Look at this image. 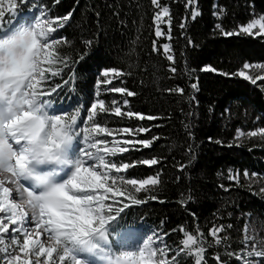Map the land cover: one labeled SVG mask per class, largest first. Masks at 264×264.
Masks as SVG:
<instances>
[{
    "label": "trees",
    "instance_id": "1",
    "mask_svg": "<svg viewBox=\"0 0 264 264\" xmlns=\"http://www.w3.org/2000/svg\"><path fill=\"white\" fill-rule=\"evenodd\" d=\"M160 3L168 6L171 14V38L167 40L155 35L157 8L151 0H35L27 4L43 6L53 18L71 13L55 33L67 40L58 51L68 57L69 64L60 77L49 74L50 83L54 86L68 79L69 84L61 87L57 94L61 97L54 102L71 108L79 105L86 117L98 74L114 67L125 75L108 88L125 87L136 95L104 91L100 97L106 105L110 107L112 100L118 102L124 96L129 102L122 107L124 111L159 117L140 121L99 114L96 118L112 129L150 128L138 139L160 137L150 149L136 145L116 159L118 163L150 157L161 161L152 167L137 165L127 170L126 178L159 173L160 183L150 192L137 194L147 202L125 209L119 222L125 228L139 221L153 227L171 249L168 259L181 247L179 229L196 234L199 228L205 241L202 264H240L237 255L250 251L253 243L250 240L245 246V225L247 235L255 236L258 249L264 248V243H259L264 241V136L247 135L264 128V81L253 85L221 73H235L244 62L264 63V37H225L216 25L232 31L264 15V0H196L194 7L200 15L194 20L186 0ZM217 12L222 14L218 17ZM164 24L167 34L169 27ZM153 41L157 51H153ZM167 41L174 63L167 60L162 48ZM173 67L175 73L170 71ZM205 67L216 71H203ZM197 81L194 90L191 84ZM44 86L47 88V82ZM176 86L184 89L183 95L166 91ZM238 131L245 135L238 138ZM229 175L238 179L230 180ZM152 195L157 199L148 198ZM221 225L224 231L217 244L208 233ZM176 260L177 264H195L194 257L183 253Z\"/></svg>",
    "mask_w": 264,
    "mask_h": 264
},
{
    "label": "snow or ice",
    "instance_id": "2",
    "mask_svg": "<svg viewBox=\"0 0 264 264\" xmlns=\"http://www.w3.org/2000/svg\"><path fill=\"white\" fill-rule=\"evenodd\" d=\"M21 2L25 3L28 0H21ZM3 3L4 0H0V5H3ZM8 3L9 11L17 6L16 0H8ZM151 3L158 9L153 17L156 37L167 35V38L170 39L171 14L169 7L161 5L160 0H151ZM195 4L196 0H186V8L192 7L191 18L193 20L200 15L198 9L194 7ZM37 11L38 14L34 23L37 28L41 29V32L38 37L33 32L35 47L32 49V55L29 58V67L24 76L23 87L25 95L31 93L33 96H38L39 102L46 107L54 103L52 98L58 94L61 87L69 84V80L64 79L62 84L58 83L53 86L50 83L49 74L52 78L60 77L64 68L68 67V57L63 56L58 51L61 46L67 44V40L64 37H56L55 33L64 27L71 18V13L53 18L43 9H37ZM221 14V12L215 13L218 17ZM4 16L5 12L0 7V19ZM164 23L169 27L167 34L160 27ZM184 26V23H182L181 27ZM216 27L225 37L240 34L264 37V15L252 18L249 22L239 25L237 29L232 31L224 30L220 24H217ZM3 30L5 28L0 25V31ZM85 43L90 46L92 42L86 41ZM189 44H192L191 40H189ZM162 48L167 60L174 63L173 56L169 54L170 45L165 43ZM153 51H157L155 41H153ZM86 55L87 53L81 55L79 60H83ZM58 64L62 67H56ZM202 70L216 71L211 67H205ZM170 71L175 73L176 69L173 67L170 68ZM256 72L259 74H255ZM98 75L102 77V79L97 80L99 86L100 84L111 85L115 78H119L125 73L113 67L103 69ZM221 75L240 77L256 85L258 81H264V63L244 62L242 67L235 73H221ZM46 82L47 88L44 86ZM191 88L198 89V81L193 82ZM108 91L127 97L136 95V93L125 87H111ZM166 91L179 95L184 94V89L179 86ZM96 96L97 98L91 102L90 107L85 110L87 118L82 121V127H78L82 111L79 105L74 106V110L55 116L73 114V133L76 137L82 138L83 148L75 164L78 169L87 171V177L83 185L79 189L73 190L70 196L81 201L84 204V210L91 213L93 228H103L107 233V226L118 220L125 209L131 205H141L147 202L146 199L138 198L137 194L142 191L150 192L152 188L160 183L159 173L141 179L126 178L122 173H126L127 170L137 165L152 167L161 162L159 158L150 157L132 163H117L110 157L128 152L130 146L135 148L136 145H139L143 149H150L160 137L153 136L148 139H138L139 135L150 132V128L121 127L112 129L102 126L96 118L99 114L115 115L116 117H126L128 119L135 118L140 121L156 120L159 117L144 115L131 110L124 111L116 100H112L109 107L106 105L105 100L99 98V93ZM128 103L127 99L123 100L125 107L128 106ZM102 134L112 137L111 142L107 139H98ZM118 135L131 138L117 139ZM243 135H245L243 132L238 131V138ZM247 135L251 137L264 136V128L251 131ZM109 143H111V146H109ZM9 145L19 147L14 141H9ZM183 167L184 165H180V170H183ZM0 169L5 170L10 177L9 179H0V264H84V261L74 254V249H69L66 244L63 248L61 247L64 238L70 231L67 220L60 222L53 220V217L37 202L39 197L32 186L19 178L15 164L0 159ZM244 176L247 178L248 173L244 172ZM12 177L15 179H12ZM229 179L237 180L238 178L229 175ZM261 192H264V188L261 189ZM148 198L157 199L155 195ZM74 215L75 210L69 206L67 217L71 218ZM179 231L183 234V239L180 242L181 247L171 259H168L171 249L163 244V237L158 233H153L148 235L142 243L150 248V253L145 254L139 246L135 250V252H139V255H131L133 251H129L130 254L124 258L125 264H177L176 257L181 253L194 257L195 264H202L205 251L203 247L205 243L204 233L199 228L196 229V234L183 227ZM223 231V225L213 226L208 235L213 238L215 243L219 244L221 242L219 233ZM250 240L253 242L251 250L245 251L243 256L237 255V258L241 259L242 264H259V259L253 260L251 258H264V248L258 249L255 236L250 237L247 235V225H245L244 243L246 247ZM259 243H264V241ZM157 244L161 246H155ZM157 253L161 258L157 259ZM108 254L111 255L112 253Z\"/></svg>",
    "mask_w": 264,
    "mask_h": 264
},
{
    "label": "clouds",
    "instance_id": "3",
    "mask_svg": "<svg viewBox=\"0 0 264 264\" xmlns=\"http://www.w3.org/2000/svg\"><path fill=\"white\" fill-rule=\"evenodd\" d=\"M33 32L39 36L40 28L18 25L7 35L0 37V159L16 165L20 179L32 185L38 194V203L55 222L67 220L69 234L64 244L69 249L84 247L98 252L105 264H125L129 251L108 254L100 242L106 241L103 228H93L90 212L84 210L81 201L70 196L79 189L87 177V171L76 167L68 152L76 136L73 133L72 115H50L39 102L38 96L24 94L23 80L29 67V58L35 47ZM14 141L19 147H11ZM53 166L51 170H41ZM59 166H73L74 171L63 182H57ZM0 169V179H9ZM12 179H15L12 177ZM69 206L75 215L67 217ZM147 243V242H146ZM145 254L150 248L140 246ZM138 256L139 252H131ZM85 264V261H84Z\"/></svg>",
    "mask_w": 264,
    "mask_h": 264
},
{
    "label": "rangeland",
    "instance_id": "4",
    "mask_svg": "<svg viewBox=\"0 0 264 264\" xmlns=\"http://www.w3.org/2000/svg\"><path fill=\"white\" fill-rule=\"evenodd\" d=\"M20 4H23L21 2V0L16 2V8L20 7ZM0 7H2V9L4 10V12L6 11L7 13H5V16L3 18L6 19L7 22H9L10 24L6 25L4 28L5 30L2 31V33H4L3 36L7 35L8 33H10L9 31H13L17 26L14 24H19V25H32L35 21V17L38 14L37 9H34L31 11V16L30 18L27 20L26 23L22 22V19L20 18L17 23L13 22V17L15 18L16 16H18L17 14H15L14 9L12 11H9V3L8 0H4L3 5H0ZM19 17V16H18ZM164 25V24H161ZM160 25V26H161ZM0 37H2V34H0ZM102 79V78H101ZM117 80V78H115L113 80V82ZM93 99H96V91H94ZM123 100H125L124 96H121L120 99L118 100L119 106L124 107L123 105ZM53 105L51 104L50 106H46V110L49 112L50 115H57V114H63L65 112H63L62 108L56 107L55 109L52 108ZM87 118V117H86ZM83 124L80 126L82 127ZM121 138H127L130 139L131 137H120L119 135L117 136V139H121ZM98 139H107L109 142H111L112 137H107L105 135H101L100 137H98ZM75 143V144H74ZM78 143V144H76ZM109 146H111V143H109ZM83 148V144H82V138L77 136L71 146V148L69 149L68 155L70 159L76 160L79 156V153L81 151V149ZM130 150H133V148L130 146ZM124 154V153H123ZM123 154H118L115 157H110V159L114 160V159H118V156L123 155ZM115 161V160H114ZM53 166H46L43 170H51ZM42 170V171H43ZM74 171V167L73 166H59V173L57 176V182H63L64 180H66L70 174ZM122 175H124V173H122ZM31 186V184H29ZM7 186H11V185H7ZM15 195V193H14ZM153 233H155L153 230H147L144 228H141L139 231L136 232V237L134 239L131 238H122V233H114L112 235V238L107 237L106 241H101V247L105 250H107L108 253H119L121 251H135L139 248V246L142 245L143 240L148 236V235H152ZM22 239V237H21ZM163 244H165L163 242ZM157 247L161 246L159 244L155 245ZM74 254L82 259L83 261H85V264H105V261L100 257V254L98 252H89L86 248L84 247H76L74 248ZM161 258L159 253H157V259ZM259 259V260H264V258H255L254 260ZM260 264V263H259Z\"/></svg>",
    "mask_w": 264,
    "mask_h": 264
},
{
    "label": "bare ground",
    "instance_id": "5",
    "mask_svg": "<svg viewBox=\"0 0 264 264\" xmlns=\"http://www.w3.org/2000/svg\"><path fill=\"white\" fill-rule=\"evenodd\" d=\"M21 17H17V20H15V18L13 17V20L17 23V21L20 19ZM22 19V18H21ZM17 26V24H15ZM11 32V31H9ZM61 97V95H56L53 97V100L55 101L56 99H59ZM66 97V95H65ZM53 104V103H52ZM75 144V143H74ZM78 144V143H76ZM124 236H127V237H135V234H131V233H126V234H123Z\"/></svg>",
    "mask_w": 264,
    "mask_h": 264
}]
</instances>
